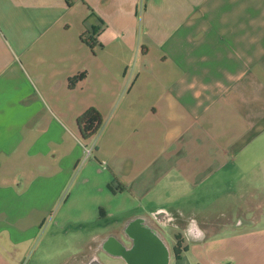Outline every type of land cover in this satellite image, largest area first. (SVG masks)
<instances>
[{"label":"crops","instance_id":"1","mask_svg":"<svg viewBox=\"0 0 264 264\" xmlns=\"http://www.w3.org/2000/svg\"><path fill=\"white\" fill-rule=\"evenodd\" d=\"M0 264H264V0H0Z\"/></svg>","mask_w":264,"mask_h":264},{"label":"trees","instance_id":"2","mask_svg":"<svg viewBox=\"0 0 264 264\" xmlns=\"http://www.w3.org/2000/svg\"><path fill=\"white\" fill-rule=\"evenodd\" d=\"M90 41H91V39L89 40V42ZM95 123H96V127L94 129H92V127ZM78 124L80 126L82 136L84 138H88V137L92 136L93 134H95V132L98 130V128L101 124V114L96 108H94V107L89 108L84 112L83 115H81L78 118ZM87 131H89V132H87ZM109 187L113 192L122 191L124 189L123 186L114 188L112 185H110ZM176 237H177V244H176L175 250H176L177 257H180L182 251L184 249L186 250L187 247L182 246V240L179 238L178 235Z\"/></svg>","mask_w":264,"mask_h":264},{"label":"built area","instance_id":"3","mask_svg":"<svg viewBox=\"0 0 264 264\" xmlns=\"http://www.w3.org/2000/svg\"><path fill=\"white\" fill-rule=\"evenodd\" d=\"M95 151V144L86 147L87 157L91 156Z\"/></svg>","mask_w":264,"mask_h":264}]
</instances>
